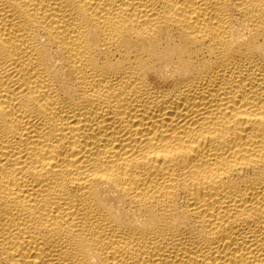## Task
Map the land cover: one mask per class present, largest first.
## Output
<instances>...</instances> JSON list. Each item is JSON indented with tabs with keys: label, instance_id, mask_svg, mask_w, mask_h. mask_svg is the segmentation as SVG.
I'll return each mask as SVG.
<instances>
[{
	"label": "bare ground",
	"instance_id": "obj_1",
	"mask_svg": "<svg viewBox=\"0 0 264 264\" xmlns=\"http://www.w3.org/2000/svg\"><path fill=\"white\" fill-rule=\"evenodd\" d=\"M0 264H264V0H0Z\"/></svg>",
	"mask_w": 264,
	"mask_h": 264
}]
</instances>
